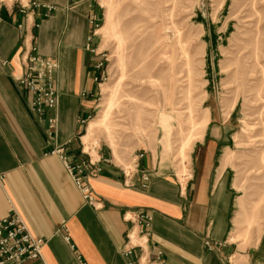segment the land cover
Returning <instances> with one entry per match:
<instances>
[{
	"label": "crops",
	"instance_id": "1",
	"mask_svg": "<svg viewBox=\"0 0 264 264\" xmlns=\"http://www.w3.org/2000/svg\"><path fill=\"white\" fill-rule=\"evenodd\" d=\"M93 1L22 0L27 6L21 9L17 0H5L0 11V216L12 204L32 235L44 239L40 256L16 264H129L121 251L133 227L123 217L127 210L150 216L148 241L131 257L160 248L162 264H227L235 185L221 125L207 123L193 144L185 182L143 151L127 183L122 165L101 150L82 168L97 206L51 151L62 145L70 162L87 159L82 141L99 72L92 53ZM28 55L58 62V101L42 114L31 108L33 93L19 81ZM50 115L56 116L53 131ZM143 172L149 173L145 185Z\"/></svg>",
	"mask_w": 264,
	"mask_h": 264
},
{
	"label": "rangeland",
	"instance_id": "2",
	"mask_svg": "<svg viewBox=\"0 0 264 264\" xmlns=\"http://www.w3.org/2000/svg\"><path fill=\"white\" fill-rule=\"evenodd\" d=\"M93 3L99 72L86 124L103 123L83 148L122 166L146 151L185 182L193 144L221 125L235 185L226 262L264 264V0Z\"/></svg>",
	"mask_w": 264,
	"mask_h": 264
},
{
	"label": "built area",
	"instance_id": "3",
	"mask_svg": "<svg viewBox=\"0 0 264 264\" xmlns=\"http://www.w3.org/2000/svg\"><path fill=\"white\" fill-rule=\"evenodd\" d=\"M21 9L27 5L22 3V0H17ZM30 5L37 6L36 2H31ZM5 6V0H0V11ZM1 20V14H0ZM24 70L19 78L33 93L30 106L38 114H42L45 108L54 107L57 103L58 90L55 82L58 63L52 58L41 55H28L23 59ZM48 120V130L53 131L56 127V116L50 115ZM52 152H56L67 171L71 175L76 186L81 190L84 198L94 206L98 205V200L92 193V189L88 184L86 177L87 173L82 172V168H88L89 164H93L92 155L86 150L87 159L76 162H70L65 153L64 147L57 146ZM138 155H142L139 152ZM97 159V158H96ZM137 156L133 157L131 166H121L124 178L127 183L133 181V173L136 169ZM98 160L99 157H98ZM99 169V167H97ZM88 173L95 171L92 167L88 169ZM142 184L149 179V173H142ZM123 217L133 223V227L127 232L126 240L121 247L123 254L129 257V264H162L164 261L163 251L158 248L154 254L151 252L146 255L139 254L136 258L132 252L136 246L143 248L147 243L150 233V216L140 210H127ZM44 244L42 237H35L30 232L24 218L20 212L12 204L7 212L0 216V264H16L27 258H34L41 255V249ZM142 250V249H141Z\"/></svg>",
	"mask_w": 264,
	"mask_h": 264
},
{
	"label": "bare ground",
	"instance_id": "4",
	"mask_svg": "<svg viewBox=\"0 0 264 264\" xmlns=\"http://www.w3.org/2000/svg\"><path fill=\"white\" fill-rule=\"evenodd\" d=\"M102 123H103V118L93 119L89 122V124L87 125V129H86V135L83 137L85 144L88 140V136L96 129V127H98Z\"/></svg>",
	"mask_w": 264,
	"mask_h": 264
}]
</instances>
